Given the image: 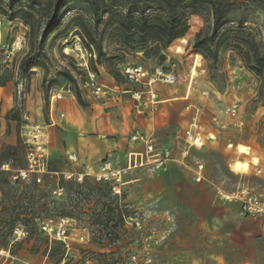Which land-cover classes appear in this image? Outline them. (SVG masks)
I'll return each instance as SVG.
<instances>
[{
    "label": "rangeland",
    "instance_id": "374dc122",
    "mask_svg": "<svg viewBox=\"0 0 264 264\" xmlns=\"http://www.w3.org/2000/svg\"><path fill=\"white\" fill-rule=\"evenodd\" d=\"M30 1L20 0L11 6L9 0H0V80L13 89L10 109L5 112L8 106H0V163L12 161L15 168H26L21 128L41 124L52 156L51 169L60 172L61 179L63 172L77 176L88 163L104 159L96 160L90 153L98 140L109 137L120 140L122 150L105 158L110 156L125 166L131 149H144L130 143L138 122L131 94L124 91L134 85L126 82L121 70L133 64L178 73L177 84L156 85L161 110L150 111L147 120L143 119L145 126L139 125L152 133L148 125L155 124L157 147L170 149L171 158L162 174L145 167L128 171L121 200L108 195L105 187L103 191L95 188L90 179L82 183L64 179L71 184L67 197L57 199L51 193L56 176H48L41 183L34 177L13 183L10 174L4 173L0 179V249L14 239L9 223L12 217L18 218V225L25 222V214L54 222L70 214L74 222L66 264H264V221L245 216L238 201H228L219 194H233L244 184L264 194V175L257 174L254 167L259 163L264 169V75L247 67L243 43L244 38L253 37L264 51L261 6L255 0H231L225 23L217 27L213 41L221 38L222 43L213 57L207 50L193 51L197 38H205L214 28L210 5L200 4L188 16V32L174 47L162 51L165 60L161 61L146 58L141 49L121 43L117 24L105 27L103 21L98 25L102 54H90L78 33L80 21L91 27L94 24L84 0L66 3L58 28L42 44L49 16L46 1L40 0L33 17H29L33 30L15 14ZM34 62L38 64L31 67ZM86 66L97 72L102 83L115 89L109 99L94 100L86 86ZM77 89L87 107L78 106ZM57 94L63 98L53 99ZM66 98L71 103L65 102ZM234 106L236 116L229 111ZM196 110L199 131L206 142L202 148H188L185 130ZM51 118L55 125L48 126ZM9 120L17 121L13 146L5 143L8 133L2 132ZM211 134L216 141L206 139ZM239 143L248 145L250 151L240 154ZM70 152L78 154L77 161L68 159ZM239 160L250 162L248 174L233 170ZM200 163L204 165L203 179L197 182L194 169ZM108 206L123 212V223L105 222ZM137 219L140 226L135 223ZM27 230L26 237L12 245L14 254L35 263L43 262L48 252L53 255L54 245L49 248L38 229ZM52 257L47 260L57 264V256Z\"/></svg>",
    "mask_w": 264,
    "mask_h": 264
},
{
    "label": "built area",
    "instance_id": "2783aa9c",
    "mask_svg": "<svg viewBox=\"0 0 264 264\" xmlns=\"http://www.w3.org/2000/svg\"><path fill=\"white\" fill-rule=\"evenodd\" d=\"M1 21V18H0ZM14 55V54H13ZM87 68L86 86L90 88L94 100L105 101L110 98L115 89L102 83L96 71ZM122 75L127 83L134 85L133 88L124 92L131 94L133 101V112L135 117L147 119L150 111H154L158 107L160 94L156 89L157 84L173 86L178 83L179 76L175 70L164 69L158 67L150 70L142 64H134L124 66L121 70ZM62 94H57L53 99H61ZM232 116H236L237 107L229 109ZM65 114H61L64 117ZM199 112L196 110L192 117V122L185 130V140L188 148H202L205 145L199 131L198 120ZM51 123L54 124L53 118ZM44 126L41 124H25L22 128L21 138L24 144L26 168H15L12 161H3L0 163V179L4 173H9L13 183L30 181L32 177L39 183L43 182L46 177L53 178L56 176L57 183L51 188L54 198H66L67 191L60 185V172L51 169L52 156L50 148L46 140ZM208 141L212 140L210 135L206 137ZM130 143L143 145V150L133 148L128 152L125 166H118L110 158H104L95 163L85 165L83 173L77 176L74 173H62L65 180H77L82 183L85 179H90L95 184L108 185L110 194L121 200L124 195L126 186L125 174L133 169L145 167L156 173H163L168 169L171 158V150H159L153 133H146L141 130L139 124L132 130L130 135ZM187 153V150L185 151ZM68 159L75 162L78 159L76 152L68 153ZM256 173L264 175V169L258 164L254 165ZM204 165L198 164L194 169V178L197 182L203 179ZM220 196L228 201H238L241 204L242 213L250 218L264 221V194L255 192L249 185H242L233 194L219 192ZM37 228L46 239L49 246L54 242L63 243L67 251L71 243L70 227L74 219L66 216L59 217L57 222L53 220L36 219ZM129 222V220H125ZM136 225L140 226L141 220H136ZM28 228L23 224H18L13 231V241L8 248L0 249L2 261L0 264H52L47 260L41 263L30 262L20 258L12 251V245L26 237ZM84 237H81L83 240ZM65 258L58 264H65Z\"/></svg>",
    "mask_w": 264,
    "mask_h": 264
},
{
    "label": "trees",
    "instance_id": "16d2710c",
    "mask_svg": "<svg viewBox=\"0 0 264 264\" xmlns=\"http://www.w3.org/2000/svg\"><path fill=\"white\" fill-rule=\"evenodd\" d=\"M20 0H9V4L14 6L16 2ZM49 9L48 20L42 31L41 43L44 44L50 34H52L58 28V18L62 9L67 2L71 0H45ZM88 7V12L92 15L94 20L93 26H89L86 22L80 21L78 27L80 28V38L85 48L90 51V54L95 52L98 56H101L103 48L102 41L99 37L98 25L101 21L105 23V27L117 24V35L119 41L130 48H138L144 51L146 58H160L161 61L165 60V55L162 51H166L174 47L177 41L184 36L190 29L188 21L189 14H193L195 10L202 3L210 5L213 11V31L210 35L203 39L197 38L193 45V51L198 53L199 51H210L213 57L217 56V51L222 43L221 38L214 42V37L217 34V27L222 25L226 21L227 13L232 6L231 0H84ZM261 8L264 10V0H255ZM36 4H41L40 0H31L27 8H20L15 14H20L25 23L28 24L31 29H34V24L29 20V17H33V9ZM45 5V4H44ZM12 17H14V15ZM104 14H109L107 18ZM243 43L246 46L245 62L247 67L254 71L257 75H264V51L261 52L262 45L257 42L253 37L243 39ZM215 44V50H212V45ZM264 46V45H263ZM198 51V52H197ZM37 62L31 64L37 65ZM134 65V64H133ZM155 69V68H154ZM165 69V68H164ZM68 76L72 78L71 74L67 72ZM73 79V78H72ZM6 85L5 82L0 80V86ZM77 102L87 107V103L83 99L80 91L76 90ZM55 171V170H54ZM94 183V182H93ZM60 185L67 188L71 185L62 178ZM105 187L107 194H110V188L108 185L95 184V188L102 190ZM93 189V188H92ZM105 217V222L115 221L116 223H123L124 214L121 210H115L113 207L109 208ZM71 217L70 214H66ZM18 216V215H17ZM66 216V217H67ZM25 222H21L27 228H37L36 219L41 217L31 214H25ZM18 218H10L9 223L12 232L15 228V223ZM15 225V226H14ZM16 243V242H15ZM54 245L53 251L54 257L57 256L56 263H60L65 257L67 248L61 242H54L49 248ZM59 246L58 248L56 246ZM9 246V245H8ZM8 246L6 248H8ZM51 252H48L46 256H53ZM53 258V257H52ZM67 263V262H66ZM65 263V264H66ZM115 262L112 261L111 264Z\"/></svg>",
    "mask_w": 264,
    "mask_h": 264
},
{
    "label": "crops",
    "instance_id": "0c3cea01",
    "mask_svg": "<svg viewBox=\"0 0 264 264\" xmlns=\"http://www.w3.org/2000/svg\"><path fill=\"white\" fill-rule=\"evenodd\" d=\"M12 93H13V89L11 88V86L9 85V83H7L4 86H0V106H1V108H4V107H7L8 106V108H7V110L5 112H7L10 109V107H11L10 105H11L12 98H13ZM65 100H66L65 102H69L70 101L69 103H71V101H72L69 98H66ZM159 100H160V98H159ZM77 104H78V102H77ZM78 106H80V105L78 104ZM159 107H160V110H161V105L160 104H158V109H159ZM188 108H189V106H188ZM194 112L195 111H193L191 113V115H190L191 116V119H192V117L194 115ZM3 113H4V111H3ZM191 119L189 121V124L192 122ZM151 120L153 121V118ZM136 122H138L139 125L142 124L143 126H145L144 125V120L142 118L135 117V123ZM53 125H55V124H51V125H48V126H53ZM23 126H22V128H23ZM148 127H150L149 130H148V132H150L152 130V133H154V131H155V124H152L150 122V124L148 125ZM22 128H21V131H20V135H21V132H22ZM2 132H7L8 133L7 140H5V143L7 145H12V146L15 145L16 144V138H17V121L9 120V122H7V127ZM119 141L120 140H116L113 137L106 138L103 141L98 140L97 141V145L93 149V151H91L92 148H90V151H91L90 154L96 160L97 159L99 160V159H101L103 157L105 158V157H107L110 154H116V156H117V155L120 154V152L122 150V148L120 147V142ZM214 141H216V137H215L214 140H210V142H214ZM96 149L98 150L97 152H95ZM109 158H110V156H109ZM113 162H114V164H116L118 166L121 165V164L119 165L118 161H113ZM125 164H126V162H125ZM163 173H165V172H163Z\"/></svg>",
    "mask_w": 264,
    "mask_h": 264
},
{
    "label": "bare ground",
    "instance_id": "6f19581e",
    "mask_svg": "<svg viewBox=\"0 0 264 264\" xmlns=\"http://www.w3.org/2000/svg\"><path fill=\"white\" fill-rule=\"evenodd\" d=\"M210 138L212 140L215 139V136L214 135H210ZM250 147L246 144H243V143H239L237 145V150L240 154H245L247 152L250 151ZM233 170L238 172V173H241V174H248L250 171H251V164L250 162H248V160L244 161V160H239L237 161L235 164H234V167H233Z\"/></svg>",
    "mask_w": 264,
    "mask_h": 264
}]
</instances>
